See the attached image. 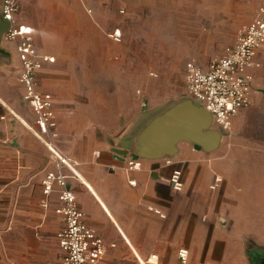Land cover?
Masks as SVG:
<instances>
[{
    "label": "crops",
    "instance_id": "crops-1",
    "mask_svg": "<svg viewBox=\"0 0 264 264\" xmlns=\"http://www.w3.org/2000/svg\"><path fill=\"white\" fill-rule=\"evenodd\" d=\"M78 1L98 24L97 4L106 9L118 7L123 13L125 7L144 0ZM39 3L40 0H19L16 20L32 27L39 54L55 56L54 62H46L37 73L39 89L53 97L58 123L55 143L76 163L79 176L70 175L68 185L85 212L88 225L108 245L99 264H179L181 247L189 250L187 264H254L249 251L261 245L249 240L248 234L256 225L264 224V219L256 220L264 217V161L252 160L253 167L260 171H254V180L248 178L250 183L244 181L241 188L240 178L249 174L239 170L241 163L235 156L224 161L223 150H217L220 145L208 152L181 142L172 158L141 159L142 167L129 171L128 159L122 160L112 152L110 136L132 118L121 116V127L113 132L106 127L99 130L93 124L94 118L83 114L80 106L67 102L69 98L61 89L70 87L72 82L57 79L56 74L73 52L62 39L43 46L42 21L25 13ZM261 6L255 13L249 12V21H233L236 28L241 26L235 41L244 26L258 16ZM118 27L123 31V42L121 26L115 25L109 31ZM5 48L0 56V264H61L63 250L58 233L65 226V218L56 212L60 205L57 192L51 194L47 207L41 203L45 197L42 180L55 168V162L38 134L34 117L27 112L31 107L22 100L15 45L9 42ZM256 61L259 65L251 69L252 95L247 108L264 99V44ZM107 120L117 123L112 117ZM245 164L250 165L246 161ZM176 169L182 171L181 191L170 183ZM216 178L221 181L216 182ZM150 207L160 209L164 216ZM17 233L24 237L18 244L22 246L20 256L16 252ZM112 243L115 246H110Z\"/></svg>",
    "mask_w": 264,
    "mask_h": 264
},
{
    "label": "rangeland",
    "instance_id": "rangeland-1",
    "mask_svg": "<svg viewBox=\"0 0 264 264\" xmlns=\"http://www.w3.org/2000/svg\"><path fill=\"white\" fill-rule=\"evenodd\" d=\"M261 5L264 0H144L122 13L118 7L97 4L98 24L78 0H40L25 13L42 21L43 46L62 39L73 52L56 74L57 79L72 82L61 89L67 102L94 118L97 129L113 132L121 127L120 117L133 118L142 111L144 101L152 108L186 95V63L195 60L207 67L235 41L241 26L236 28L233 21H249V12L255 13ZM115 25L124 30L122 43L107 35ZM27 112L34 117L29 107ZM109 117L117 123L108 121ZM217 150H223L224 161L235 156L241 163L239 170L249 174L240 178L239 188L244 181L250 183L248 178L254 180L252 174L259 168L253 167L252 160L264 161V99L236 116ZM245 161L250 165H243ZM223 177L226 181L227 176ZM254 229L249 240L264 246V224ZM16 239L20 256L22 233ZM56 254L59 261L60 253Z\"/></svg>",
    "mask_w": 264,
    "mask_h": 264
},
{
    "label": "built area",
    "instance_id": "built-area-1",
    "mask_svg": "<svg viewBox=\"0 0 264 264\" xmlns=\"http://www.w3.org/2000/svg\"><path fill=\"white\" fill-rule=\"evenodd\" d=\"M2 10L9 21V27L3 40L13 42L20 63L18 81L23 88L22 100L33 112L38 134L51 152L55 168L49 170L42 180L44 207L49 204V197L57 192L60 205L56 212L65 218V226L58 233V240L63 250L61 264H99L107 250L105 239L88 225L85 212L79 206L73 190L68 185L70 175L79 176L76 163L55 143L58 136L53 97L39 89L37 73L46 62H54L55 56L39 54L34 44L30 25L19 23L16 13L19 0H2ZM114 42L123 40L121 28L108 32ZM264 44V6L258 16L244 26L237 40L225 48L223 55L211 60L207 68L194 61H188L185 68L187 94L202 103L213 115L214 125L228 133L233 119L251 104L253 74L251 69L258 66L256 55ZM142 167V160L127 161L129 171ZM221 178H216V182ZM135 184V180L130 181ZM172 187L181 191L184 186L182 171L174 170L170 177ZM212 187H215L213 185ZM157 214L162 211L150 207ZM115 246V244H110ZM179 264H187L189 250H178Z\"/></svg>",
    "mask_w": 264,
    "mask_h": 264
},
{
    "label": "water",
    "instance_id": "water-1",
    "mask_svg": "<svg viewBox=\"0 0 264 264\" xmlns=\"http://www.w3.org/2000/svg\"><path fill=\"white\" fill-rule=\"evenodd\" d=\"M9 24L1 1L0 56L7 50L2 43ZM142 108L125 127L110 136L111 150L122 160L169 159L176 155L181 142L208 152L220 145L224 130L216 127L212 113L188 94L152 108L144 101ZM249 255L254 264H263L264 247H255Z\"/></svg>",
    "mask_w": 264,
    "mask_h": 264
},
{
    "label": "flooded vegetation",
    "instance_id": "flooded-vegetation-1",
    "mask_svg": "<svg viewBox=\"0 0 264 264\" xmlns=\"http://www.w3.org/2000/svg\"><path fill=\"white\" fill-rule=\"evenodd\" d=\"M262 262H263V264H264V258L262 259Z\"/></svg>",
    "mask_w": 264,
    "mask_h": 264
}]
</instances>
